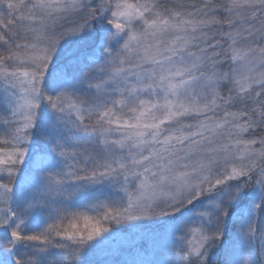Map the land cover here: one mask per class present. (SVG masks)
I'll return each instance as SVG.
<instances>
[{"label": "snow or ice", "instance_id": "6c2138e0", "mask_svg": "<svg viewBox=\"0 0 264 264\" xmlns=\"http://www.w3.org/2000/svg\"><path fill=\"white\" fill-rule=\"evenodd\" d=\"M0 264H264V0H0Z\"/></svg>", "mask_w": 264, "mask_h": 264}]
</instances>
